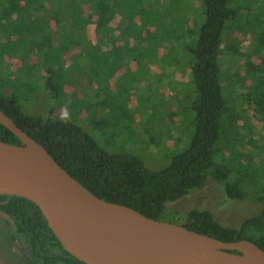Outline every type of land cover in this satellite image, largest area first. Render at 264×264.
<instances>
[{
	"label": "rangeland",
	"instance_id": "374dc122",
	"mask_svg": "<svg viewBox=\"0 0 264 264\" xmlns=\"http://www.w3.org/2000/svg\"><path fill=\"white\" fill-rule=\"evenodd\" d=\"M201 1L125 0L122 16L112 22L118 39L111 42L112 52L103 60L79 58L74 55L77 48L65 52L63 28L54 19L50 28L42 19L4 22L0 24V92L29 114L52 115L81 126L112 154L135 155L150 169H163L189 147L196 127L190 108L195 90L186 72L190 58L179 48L178 38L184 44L190 39L187 33L203 23ZM234 2L243 6L236 25L255 30L262 21L264 26V0H252L254 9L249 0ZM57 3L52 0L44 20L57 15ZM1 12L0 6V19ZM31 23V30L23 29ZM230 30L223 34L227 57L235 51L244 57L224 64L228 106L219 145L250 149L255 157L254 173L248 177L259 181L264 175V72L250 64L257 60L254 47L258 45L250 32L238 27L237 32ZM86 36L90 44L96 43L95 24L87 25ZM152 47L156 53H148ZM247 66L252 69L248 75ZM49 68L55 71V95L46 88ZM215 159L224 162L221 153ZM241 182L248 194L243 199L229 198L219 181L208 178L202 188L169 202L168 209H209L224 225L238 227L263 206L254 196L264 179ZM2 251L0 264H24L28 254L21 239L15 242L12 256Z\"/></svg>",
	"mask_w": 264,
	"mask_h": 264
},
{
	"label": "trees",
	"instance_id": "16d2710c",
	"mask_svg": "<svg viewBox=\"0 0 264 264\" xmlns=\"http://www.w3.org/2000/svg\"><path fill=\"white\" fill-rule=\"evenodd\" d=\"M53 1L60 5L59 7L57 3L54 6L58 16L44 20L52 0H2L0 6L3 15L0 24L36 23L42 19L44 26L49 27V22L54 19L63 28L65 52L77 48L74 55L79 58L99 60L111 54V42L114 44L118 39L114 32L117 28L113 27L112 22L122 16L125 0ZM257 1L259 0H255L256 3ZM201 2L205 15L201 26L187 33L190 39L184 44L176 37L179 48L190 58L186 72L189 73V80L191 79L195 90L190 108L195 114L196 127L189 147L176 154L167 167L154 170L135 155L112 154L102 148L81 126L56 119L52 115L29 114L4 92H0V110L41 142L64 169L99 197L129 205L156 219L182 223L190 229L222 240L249 239L264 249V185L261 183L254 196L263 205L261 210L246 217L238 227L224 225L209 209H192L188 212L168 209L169 202L202 188L208 178L219 181L231 199L248 196L240 187L241 181L260 182L264 179V175L259 181L248 177L254 173L255 157L250 149H232L219 145L228 106L223 90L224 64L232 65L244 57L239 51L227 57L230 54L228 52L227 55L228 49L223 44L224 31L232 27L230 31L237 32L235 28L238 27L250 32L253 43H258L254 51L256 59L260 61L257 64V60L251 61L250 64L257 71L264 72V26L262 21L258 22L255 30L241 24L236 25V20L240 21L243 6L235 5L234 0ZM249 3L251 8L257 7L252 5V0ZM62 13L63 16L60 15ZM89 23L95 24L94 44H90L86 36ZM32 25L33 23L28 24L23 29L31 30ZM147 51L156 53L154 48ZM250 72L252 69L247 66L245 74ZM54 74V68H49L46 88L51 95H55ZM0 140L21 143L1 123ZM220 153L224 162L217 163L215 157ZM1 197L9 199L2 207L15 215L16 236H25V246L30 250V256L26 258L27 264H86L63 248L61 242L42 223L35 206L28 199L8 194Z\"/></svg>",
	"mask_w": 264,
	"mask_h": 264
},
{
	"label": "water",
	"instance_id": "95a60500",
	"mask_svg": "<svg viewBox=\"0 0 264 264\" xmlns=\"http://www.w3.org/2000/svg\"><path fill=\"white\" fill-rule=\"evenodd\" d=\"M0 123L21 141L0 140V194L28 199L63 248L84 263L140 264L129 257L166 251L170 264H264V249L252 240H222L99 197L2 110Z\"/></svg>",
	"mask_w": 264,
	"mask_h": 264
},
{
	"label": "flooded vegetation",
	"instance_id": "af4514ba",
	"mask_svg": "<svg viewBox=\"0 0 264 264\" xmlns=\"http://www.w3.org/2000/svg\"><path fill=\"white\" fill-rule=\"evenodd\" d=\"M6 194H0V211L7 214V217H4L0 214V250H3L1 254L13 255L14 254V244L17 239H21L22 245L25 248V251L28 253L27 256L23 259V263H26V258L30 256V250L25 246V236H16V222L15 215L6 211L2 206L8 202V198L3 199ZM64 264V263H59Z\"/></svg>",
	"mask_w": 264,
	"mask_h": 264
},
{
	"label": "bare ground",
	"instance_id": "6f19581e",
	"mask_svg": "<svg viewBox=\"0 0 264 264\" xmlns=\"http://www.w3.org/2000/svg\"><path fill=\"white\" fill-rule=\"evenodd\" d=\"M76 203V202H75ZM130 260L140 264H170L171 259L166 251L161 254H145L136 257H129Z\"/></svg>",
	"mask_w": 264,
	"mask_h": 264
}]
</instances>
